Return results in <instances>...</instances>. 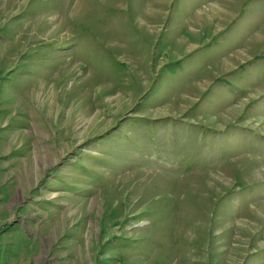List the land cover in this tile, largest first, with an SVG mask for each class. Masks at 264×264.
<instances>
[{
    "label": "rangeland",
    "instance_id": "rangeland-1",
    "mask_svg": "<svg viewBox=\"0 0 264 264\" xmlns=\"http://www.w3.org/2000/svg\"><path fill=\"white\" fill-rule=\"evenodd\" d=\"M0 264H264V0H0Z\"/></svg>",
    "mask_w": 264,
    "mask_h": 264
}]
</instances>
